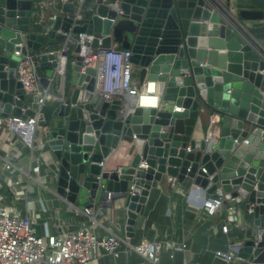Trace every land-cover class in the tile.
I'll return each instance as SVG.
<instances>
[{
	"label": "water",
	"instance_id": "1",
	"mask_svg": "<svg viewBox=\"0 0 264 264\" xmlns=\"http://www.w3.org/2000/svg\"><path fill=\"white\" fill-rule=\"evenodd\" d=\"M44 1L0 0V119H25L37 109L17 82V66L21 57L40 55V86L60 96L44 104L52 111L43 109L37 121L55 161V194L80 210L93 208L96 221L122 201L128 239L164 176L222 197L232 216L237 203L255 204L239 256L241 264H263V12L224 11L211 0H83L80 20L75 5L65 3L50 10L53 22L35 26V6ZM63 34L94 35L86 44L94 50L113 44L129 50L139 86L161 90L158 107L129 112L124 101H104L94 93L95 71L81 73L74 45L75 65L58 92L52 80ZM18 50L21 57L14 55ZM206 112L221 116L218 137L208 143L200 126ZM120 143L129 146L130 161L109 170Z\"/></svg>",
	"mask_w": 264,
	"mask_h": 264
},
{
	"label": "crops",
	"instance_id": "2",
	"mask_svg": "<svg viewBox=\"0 0 264 264\" xmlns=\"http://www.w3.org/2000/svg\"><path fill=\"white\" fill-rule=\"evenodd\" d=\"M211 1L224 11L231 7L233 11L246 9L261 11L264 14V0ZM232 15L237 19L234 14ZM62 43L63 41L58 42V49ZM259 45L264 51V41L259 42ZM111 48L120 49L116 44H113ZM68 56L72 59L66 70L69 77L73 68L71 64L75 63L76 56L71 50ZM137 73L138 71L134 68L132 81L133 87L139 89ZM44 74V70L39 71L40 77ZM52 85L58 88L61 85V79L56 77ZM173 110L176 113L182 111L179 107H174ZM209 114L206 112L200 116V126L205 134L209 128ZM44 134V129L38 126L34 130L32 147L29 148L19 143L8 131L0 130V205L13 207L22 211L24 216L32 218L34 228L40 236L46 232L54 235L78 229L87 230L90 224L87 218L80 213L79 207L68 204L55 194V161L50 150L43 145ZM128 147L125 143L119 144V148L109 159V170L128 165L130 161L127 156ZM5 159L13 167L9 171L4 168ZM35 161L40 167V184L28 181L25 176V172L29 171L30 165H33ZM168 180L169 178L164 176L158 187L150 190L144 211L136 219L133 238L126 237L125 210L122 201L117 202L114 209L108 211L105 217L97 221L96 234L103 237L108 234L107 231L111 232L130 247L142 241L168 244L170 250L161 253L157 264H220L214 258L216 251L226 252L230 245L237 246L246 241V232L242 233L234 228V219L243 212L242 222H245L244 218L248 215L243 210L247 204L237 207L234 217L225 210L226 208L219 210L218 214L213 217H207L204 215L202 203L210 196L204 195L202 191L192 186L180 184L178 181L172 187ZM245 224L248 225L246 222ZM251 224H249L250 228ZM222 225L229 227L225 235L220 231ZM182 246L184 248L180 249ZM90 264L152 263L141 259L130 249L125 248L124 251L122 248V253L118 258L101 253V256ZM233 264L241 263L234 262Z\"/></svg>",
	"mask_w": 264,
	"mask_h": 264
},
{
	"label": "built area",
	"instance_id": "3",
	"mask_svg": "<svg viewBox=\"0 0 264 264\" xmlns=\"http://www.w3.org/2000/svg\"><path fill=\"white\" fill-rule=\"evenodd\" d=\"M65 3L75 5L76 14L74 19L80 20L83 0H46L35 6L33 24L43 26L47 21L53 22L57 16L55 13H50V10ZM235 21L240 27H243L242 22L237 19ZM63 35V43L56 53L57 67L52 82L57 77L61 79L62 84L64 72L68 67L69 47L70 45L79 46V57L82 58L81 73H85L88 69L95 71L94 93L96 95L107 102L112 101V99L124 101L129 112H134L137 108L158 107L161 97L159 88H156L153 84H145L139 89L133 87L134 66L130 61L131 52L129 50L117 48L94 50L86 46L96 38L94 35L80 34L75 39H72L69 34ZM17 47L22 49L24 44H18ZM14 55L21 57L19 50L14 51ZM71 65L74 66L75 63ZM39 71L40 55L28 54L21 57V61L17 66V82L21 84L25 95L31 101H34L37 107L33 111V115L25 119L13 116L0 119V130L8 131L19 143L29 148L32 147L34 130L38 128L37 121L43 112L44 104L46 102L54 103L60 98L59 95L52 94L50 89L41 88ZM60 89L61 85L56 88L58 92ZM21 111L24 114L25 110L22 109ZM208 119L209 128L204 138L206 143L214 142L217 139L221 116L217 112H211ZM186 152H190L189 147L186 148ZM4 168L9 171L13 167L6 160ZM28 170L25 172L27 180L40 184L38 162L35 161ZM168 182L174 187L177 184V179L169 178ZM254 190H257V186ZM223 203L224 199L222 197L210 196V198L204 199L202 203L204 215L207 217L217 215L219 210L225 209ZM240 205H244V203H237L236 209ZM225 210L231 213V208ZM254 210L255 204H247L243 211L246 215L252 217ZM80 213L87 218L90 224L87 230L78 229L73 232H62L54 235L46 232L43 236H40L34 228L32 218L24 216L22 211L13 207L0 205V264H90L98 259L101 253L118 258L122 253V248L124 251L125 248L130 249L141 259L157 264L161 253L169 249V245L166 243L147 241H142L138 245L130 247L128 244L125 245L124 241L118 236L108 231L106 236L100 237L95 232L98 223L95 220L94 209L85 208ZM242 216L243 212L242 215L239 214L237 218L235 217L234 228L245 233L250 225L242 222ZM220 231L225 235L228 233L229 227L222 225ZM258 242L259 235L255 237V245ZM183 248L184 246L180 249ZM241 248L242 244L230 245L226 252L216 251L214 258L220 264L241 263L244 261L239 256ZM180 249L176 248V250ZM170 258H173L172 254ZM246 264H253V262H246Z\"/></svg>",
	"mask_w": 264,
	"mask_h": 264
},
{
	"label": "trees",
	"instance_id": "4",
	"mask_svg": "<svg viewBox=\"0 0 264 264\" xmlns=\"http://www.w3.org/2000/svg\"><path fill=\"white\" fill-rule=\"evenodd\" d=\"M72 59L68 56V65L71 63ZM52 109L51 108H45L44 113L46 115H49L51 113ZM245 222L248 224L252 223V217L251 216H245L244 218Z\"/></svg>",
	"mask_w": 264,
	"mask_h": 264
},
{
	"label": "bare ground",
	"instance_id": "5",
	"mask_svg": "<svg viewBox=\"0 0 264 264\" xmlns=\"http://www.w3.org/2000/svg\"><path fill=\"white\" fill-rule=\"evenodd\" d=\"M159 91V90H158ZM145 104V103H144Z\"/></svg>",
	"mask_w": 264,
	"mask_h": 264
}]
</instances>
